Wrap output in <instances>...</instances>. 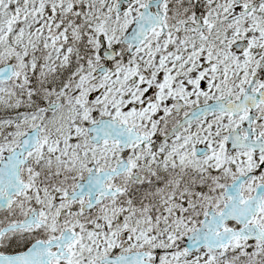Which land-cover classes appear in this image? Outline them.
Returning <instances> with one entry per match:
<instances>
[{"label": "snow or ice", "instance_id": "obj_1", "mask_svg": "<svg viewBox=\"0 0 264 264\" xmlns=\"http://www.w3.org/2000/svg\"><path fill=\"white\" fill-rule=\"evenodd\" d=\"M0 264H264V0H0Z\"/></svg>", "mask_w": 264, "mask_h": 264}]
</instances>
